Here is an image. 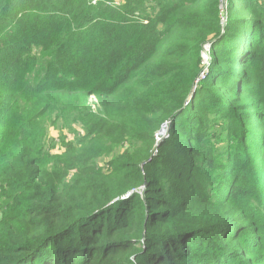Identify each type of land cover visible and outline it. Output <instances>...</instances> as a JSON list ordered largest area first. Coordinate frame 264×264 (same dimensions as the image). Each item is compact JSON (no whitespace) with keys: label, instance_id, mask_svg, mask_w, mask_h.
Listing matches in <instances>:
<instances>
[{"label":"trees","instance_id":"obj_1","mask_svg":"<svg viewBox=\"0 0 264 264\" xmlns=\"http://www.w3.org/2000/svg\"><path fill=\"white\" fill-rule=\"evenodd\" d=\"M112 1L0 0V264H264V0Z\"/></svg>","mask_w":264,"mask_h":264},{"label":"rangeland","instance_id":"obj_2","mask_svg":"<svg viewBox=\"0 0 264 264\" xmlns=\"http://www.w3.org/2000/svg\"><path fill=\"white\" fill-rule=\"evenodd\" d=\"M204 52L206 55L204 54ZM202 56H203V59L205 60V62H208V60H209L208 51H203ZM89 101L92 104V106H91L92 109L95 110L94 105H96V100L91 97ZM185 104H187V100L185 101ZM70 131H68L67 129L66 130H60V128H58V127H56L55 129L51 126L47 127L46 134H45V137L43 139V143L47 147V150H48V148H53L49 151L50 154H53V153L56 154V152H60V150L62 149L61 141L63 138H65L66 140H71L73 138V134L76 131H74V128L70 129ZM159 131L157 132L156 137H158L157 139L160 141V139L165 137V133L163 134V131L162 132H159ZM159 137H161V138H159ZM0 213H1V211H0Z\"/></svg>","mask_w":264,"mask_h":264},{"label":"built area","instance_id":"obj_3","mask_svg":"<svg viewBox=\"0 0 264 264\" xmlns=\"http://www.w3.org/2000/svg\"><path fill=\"white\" fill-rule=\"evenodd\" d=\"M90 1V3L91 4H96L97 2H98V0H89ZM225 3H226V0H220V8H221V12H222V10H223V8H225ZM106 5H108V6H111V7H114V8H118L120 5H121V1L120 0H114V1H112V2H107L106 3ZM220 21H221V23L222 24H224L225 22H226V15L225 14H223V12H222V15H221V17H220ZM144 23H146V21H144ZM209 50V45H206L205 47H204V51H208ZM204 54H205V52H204ZM206 55V54H205ZM204 62H205V60H204ZM206 63V62H205ZM202 76H203V74H201V78H202ZM165 133V135H166V133H167V130L164 132ZM163 133V134H164ZM162 134V135H163ZM162 137V136H161ZM160 137V138H161ZM158 138V137H157Z\"/></svg>","mask_w":264,"mask_h":264},{"label":"water","instance_id":"obj_4","mask_svg":"<svg viewBox=\"0 0 264 264\" xmlns=\"http://www.w3.org/2000/svg\"><path fill=\"white\" fill-rule=\"evenodd\" d=\"M162 129H163V133L167 130V125H163L162 127H161V129H160V131L159 132H161L162 131ZM160 138V137H159Z\"/></svg>","mask_w":264,"mask_h":264},{"label":"bare ground","instance_id":"obj_5","mask_svg":"<svg viewBox=\"0 0 264 264\" xmlns=\"http://www.w3.org/2000/svg\"><path fill=\"white\" fill-rule=\"evenodd\" d=\"M162 131H163V129H162ZM162 131H161V132H162Z\"/></svg>","mask_w":264,"mask_h":264}]
</instances>
